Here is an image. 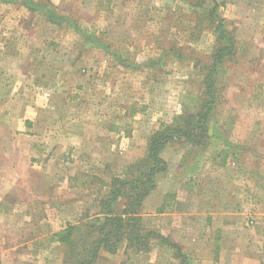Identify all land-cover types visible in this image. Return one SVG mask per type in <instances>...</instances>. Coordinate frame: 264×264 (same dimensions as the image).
Masks as SVG:
<instances>
[{
	"label": "crops",
	"instance_id": "0c3cea01",
	"mask_svg": "<svg viewBox=\"0 0 264 264\" xmlns=\"http://www.w3.org/2000/svg\"><path fill=\"white\" fill-rule=\"evenodd\" d=\"M91 1L79 0V9L90 11L95 6ZM116 3L119 0L101 1V12H111ZM43 6L36 3L37 10H31L36 19L33 15L19 23L17 31L0 35V264H38L19 256L22 242L5 238L12 225L2 221L33 217L27 189L35 184L29 179L23 183L14 180L12 173H27L31 167L42 178L46 170H54L47 157L66 156L68 150L74 163L72 172L93 173L87 167L93 156L99 165L94 170L98 176L123 175L132 161L146 154L151 135L163 124L172 123L178 109L172 99V78L155 76L157 71L161 73L160 67L165 73L167 65L151 63L156 57L150 54L145 59L148 62L127 66L121 62L129 58V51L116 46L122 43L121 38L108 30L115 23L98 28L88 20L59 15L55 6L61 19L52 22L44 15ZM24 26L32 29L27 35ZM77 29L88 30L92 39ZM92 29H97L96 33ZM17 129L22 133L17 134ZM18 140L20 147L13 146ZM226 141L231 146L220 136L211 137L214 147L197 148V156L187 154L192 150L187 143L166 145L162 156L167 169L158 174L156 188L144 202L143 215L148 222L185 248L193 245L194 252L211 243L197 229L206 219L214 220V201L204 196L213 185L204 180L212 171L235 167L241 156V143L231 134ZM45 182L44 177L37 179L35 186ZM54 182L59 184L58 179ZM21 186L24 196L16 198L15 189ZM216 215V219L229 218L225 212ZM208 228L203 233L211 234V226ZM213 244L218 246L216 241ZM156 249L161 253L164 247ZM11 253L16 254L11 257ZM150 262L147 264H176L172 256L169 261Z\"/></svg>",
	"mask_w": 264,
	"mask_h": 264
},
{
	"label": "rangeland",
	"instance_id": "374dc122",
	"mask_svg": "<svg viewBox=\"0 0 264 264\" xmlns=\"http://www.w3.org/2000/svg\"><path fill=\"white\" fill-rule=\"evenodd\" d=\"M1 1V36L13 29L17 31L19 23L23 20L32 19L33 15L35 18L29 7L35 0ZM37 1L45 2L46 6L53 10L55 6L59 15L88 20L93 25H99L98 28L104 27L105 23H115L108 30L115 37L121 38L122 43L116 46H123L129 51L128 59L135 64L139 63L138 61L148 62L145 60L148 54L156 57L153 59L157 61L164 56L163 65H167L165 73L160 67L161 73L157 71L155 76L158 79L164 76L172 78V99L174 105L178 106L175 117L192 110L198 92L195 84L198 74L194 63L200 64L201 60H208L216 42V35L207 22L201 24L206 28L199 38L191 37L193 23L197 17L200 18L203 8L193 7L188 0H119V4L116 3L111 12L103 13L100 9L101 1L107 0H92L90 3L95 6L90 11L79 9V0ZM217 1L219 13L235 35L237 50L234 59L226 62L223 71L225 100L219 107L217 131L214 134H231L241 143L242 150L235 167L212 171L204 180L213 185L204 192V196L209 202L214 201V220L206 219L197 229L199 234L211 243L206 242L196 252L191 244L186 248L179 244L186 255L185 263H182L181 258L175 257L176 248L154 242L149 252L132 253L128 256L125 253V245H122L116 254H102L103 257L97 264H147L152 263L151 260L169 261L171 256L176 264H264V0ZM196 12L199 13L197 17ZM24 29L26 35L32 30L25 26ZM43 30L46 31V28ZM18 34L20 33H14ZM131 41L135 42L130 44ZM172 48L180 49L184 57L178 59L173 53L166 52ZM18 133H22V130L17 129ZM29 142L31 145L32 141ZM19 145V140L16 144L13 143V146L20 147ZM240 145L236 144L238 148ZM211 147H214V144L209 141L206 147L199 149L202 151ZM200 151L192 148L187 154L197 156ZM64 155L66 156L47 157L51 163L54 162L49 164L53 165L54 170H46V177L43 173L42 178L46 180L44 184L35 186L37 179L42 181L41 173L31 167L27 173H12L14 180H22L23 183L29 179L35 184L27 189L31 196L28 209L33 217L2 221L6 226L12 225V230L5 238L8 242H22L18 254L30 263H71L67 259L66 247L59 242H53V235L68 224L86 227L91 219L96 218L100 211L99 201L113 178L94 173L99 165L95 163L93 156L87 162V167L93 173L84 175L79 174L80 170L72 172V156L68 150H65ZM221 157L218 156L219 160ZM69 176H72V179L69 180ZM57 179L58 185L54 182ZM22 189H15L16 198L24 196L25 188ZM221 212L227 213L229 218L216 219V213ZM143 213L144 205L142 217L146 227L161 232L158 225H151ZM210 226L211 234L203 233V230L210 229ZM215 241L218 243L217 247L213 244ZM158 245L164 247L161 253L156 249ZM15 254L11 253L10 256Z\"/></svg>",
	"mask_w": 264,
	"mask_h": 264
},
{
	"label": "trees",
	"instance_id": "16d2710c",
	"mask_svg": "<svg viewBox=\"0 0 264 264\" xmlns=\"http://www.w3.org/2000/svg\"><path fill=\"white\" fill-rule=\"evenodd\" d=\"M7 1L9 0L1 2ZM188 2L193 7L203 8L199 19L197 17L199 13L196 12L197 20L193 23L191 37H200V33L206 28L201 25L203 22H207L216 35L210 58L201 60L200 64L194 63L198 74V80L195 81L198 88L195 105L192 110L176 116L172 123L163 124L151 135L146 154L131 163L125 174L116 175L111 179L99 201L100 211L96 218L91 219L86 227L68 224L54 233L52 241L66 247L70 264H97L102 259V254H116L122 245H125L127 256L132 253H147L152 249L154 242L176 248L175 257L181 258L182 263L187 260L181 245L160 231L146 227L142 208L146 198L156 188L158 174L167 169L168 162L162 156V150L166 145L184 142L196 150L206 147L211 136H216L214 133L217 131L219 107L225 100L223 71L226 62L234 59L237 50L235 35L219 13L217 0ZM36 3L37 6L44 5L41 8L47 19L52 22L61 19L54 10L46 6L45 2ZM36 3L33 2V6L29 5L30 10H37ZM82 30L77 29L79 33L92 39L91 32ZM108 46L106 50H109ZM166 52L173 53L178 59L184 57L180 49L172 48ZM129 60L125 58L121 62L127 66L131 63ZM164 60L163 56L161 60L152 59L151 62L162 65ZM220 137L225 141V145L231 146V143L226 141V136Z\"/></svg>",
	"mask_w": 264,
	"mask_h": 264
}]
</instances>
